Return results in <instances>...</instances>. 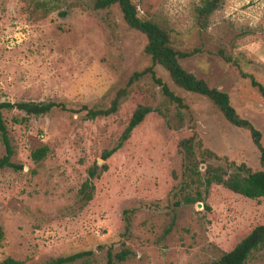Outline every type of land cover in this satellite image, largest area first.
I'll return each instance as SVG.
<instances>
[{
  "label": "rangeland",
  "instance_id": "374dc122",
  "mask_svg": "<svg viewBox=\"0 0 264 264\" xmlns=\"http://www.w3.org/2000/svg\"><path fill=\"white\" fill-rule=\"evenodd\" d=\"M133 1L142 17L171 28L180 47L203 49L183 61L184 67L227 92L238 114L261 131L264 146V98L242 76L253 74L264 84V0H225L203 30L195 19L202 0ZM146 44V36L126 24L118 6L97 10L94 0H0V101L52 100L69 109L21 124L13 119L23 113L4 112L12 162L24 168L0 169L5 231L0 262L12 257L40 264L92 251L89 264H107L109 250L128 248L132 254L117 264H209L264 223V199L220 185L206 190L200 180L188 181L177 196L184 182L183 139L195 137L197 145L220 156L215 165L261 167L248 131L227 123L207 97L178 88L162 66H156V77L187 108L170 102L148 74L131 87L117 113L87 120L85 112H75L110 106L135 72L152 65ZM219 49L239 66L226 62ZM139 105L155 111L104 160ZM43 146L49 153L36 163L31 154ZM4 153L0 141V160ZM91 168L99 176L93 179V199L83 204L78 193ZM185 195L202 201L177 205ZM127 210L134 212L125 236ZM174 215L175 224L165 234ZM246 264H264V248Z\"/></svg>",
  "mask_w": 264,
  "mask_h": 264
},
{
  "label": "trees",
  "instance_id": "16d2710c",
  "mask_svg": "<svg viewBox=\"0 0 264 264\" xmlns=\"http://www.w3.org/2000/svg\"><path fill=\"white\" fill-rule=\"evenodd\" d=\"M225 0H202V4L196 9V23L200 29H207L209 27L210 18L217 12ZM113 6H118L123 19L126 24L133 30L138 31L146 36L147 44L145 46V54L151 58L152 65L143 71L135 72L129 79L126 87L120 89L116 97L112 100L110 106L106 108H90L84 106L81 110L75 112H85L84 118L87 120H95L100 117H108L118 112L121 104L128 97L131 87L141 80L146 75L150 74L156 84L161 86L162 92L170 102L176 104L181 109L187 108L184 100L176 95L168 85H166L160 78L156 77V66H162L170 75L173 83L180 89L207 97L213 105L221 112L225 121L239 129L248 131L253 140V143L259 150L260 169L253 171L246 164H231L229 169L221 165H215L212 161H221V157L207 148H201L195 142V137L183 139L180 142V153L182 156V168L184 182L180 184L179 195L183 185L188 181H201L206 187V190L213 185H220L230 190L235 194L243 197L259 200L264 199V146L262 144L263 135L254 124L245 118H242L235 107L231 104L230 96L227 92L212 87L208 82L199 78L194 73L188 71L183 64V61L191 59L196 55L203 53L200 47L184 48L180 47L175 38L174 31L156 22L152 19L142 17L140 15L138 6L133 0H94V8L97 10L109 9ZM226 62L233 63L239 66L232 57L223 49L217 51ZM242 76L250 80L251 85L264 98V84L259 82L253 74L242 72ZM57 109L61 111H68L64 103L56 101H0V141L4 147V155L0 160V169H13L16 171L23 170V166L16 165L12 162L15 154L12 140L10 138L4 112L18 111L23 113L24 117H14L13 121L21 124L31 117L46 116ZM155 111L148 105H139L135 110L130 123L120 137L117 145L112 149L106 150L103 154V159H109L114 153L121 149L125 143L131 138L134 130L139 127L147 118V116ZM160 113H163L160 111ZM178 118L183 121L181 111H178ZM199 150V152L196 150ZM49 153V147L43 146L34 150L31 154L32 159L36 163L43 161ZM201 165L204 169L201 170ZM107 169V166H104ZM234 169V170H232ZM89 179H87L79 193V201L83 204L90 202L93 199L95 192V185L93 179L99 176L95 168L89 169ZM188 184V183H187ZM195 198L190 195L183 196V199L176 202L181 205L182 202L187 204L194 203ZM134 211H125L124 216V230L125 236L131 232L132 213ZM176 221V216L172 217V221L168 226L165 234L169 233ZM5 241V231L0 223V245ZM264 248V223L255 227L248 235H246L231 251L223 253L218 259L209 264H246L250 255ZM93 254L92 251L79 252L68 256H61L50 259L40 264H74L78 260H82L80 264H89V257ZM132 251L128 248H123L118 252L112 250L108 251L107 264H117V262H124ZM0 264H22L19 260L8 257L0 262Z\"/></svg>",
  "mask_w": 264,
  "mask_h": 264
},
{
  "label": "water",
  "instance_id": "95a60500",
  "mask_svg": "<svg viewBox=\"0 0 264 264\" xmlns=\"http://www.w3.org/2000/svg\"><path fill=\"white\" fill-rule=\"evenodd\" d=\"M199 206L201 207L202 205H201V204H199Z\"/></svg>",
  "mask_w": 264,
  "mask_h": 264
}]
</instances>
